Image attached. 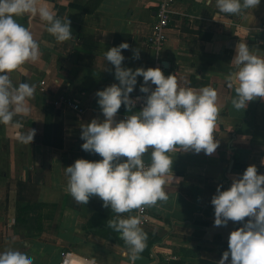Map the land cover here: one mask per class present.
<instances>
[{
  "label": "crops",
  "instance_id": "obj_1",
  "mask_svg": "<svg viewBox=\"0 0 264 264\" xmlns=\"http://www.w3.org/2000/svg\"><path fill=\"white\" fill-rule=\"evenodd\" d=\"M162 1L50 0L57 14L71 16L73 36L63 40L49 34L39 17H17L30 26L41 49L39 60L28 63L27 76L20 77L36 89L30 114L18 117L21 131L27 133L33 126L37 131L29 144H23L0 125V250L9 245L26 248L34 256L33 264H58L65 251L94 259L95 264H130L126 243L88 230L96 229L90 224L98 227L117 214L97 196L86 205L75 201L66 191L65 172L79 158L102 159L81 148L80 125L103 119L95 94L118 83L104 53L122 42L130 45L122 50L124 66L148 68L159 60L164 75L175 74L180 86L214 87L219 107L214 135L220 144L213 154L184 152L179 146L169 153L174 160V179L170 173L165 184L169 199L143 206L147 221L141 226L147 243L152 237L155 241L135 264H165L173 255L179 259L169 264H215L228 249L229 234L241 223L214 226L210 201L217 185L227 189L233 177L252 164L264 173V99L236 110L228 75L235 70L231 61L240 41L264 54V41L257 42L264 26V0L242 14L220 12L216 0H172L167 41L157 53L148 38ZM135 48L141 51L139 59H133ZM137 79L131 97L141 94L143 78ZM60 98L72 99L81 111L57 104ZM135 111L127 112L122 104L116 118ZM136 210L121 215H136ZM109 235L121 239L115 230Z\"/></svg>",
  "mask_w": 264,
  "mask_h": 264
},
{
  "label": "clouds",
  "instance_id": "obj_2",
  "mask_svg": "<svg viewBox=\"0 0 264 264\" xmlns=\"http://www.w3.org/2000/svg\"><path fill=\"white\" fill-rule=\"evenodd\" d=\"M259 4L260 0H216L219 11L227 14H242ZM24 15L30 20L39 17L45 30L59 40L72 37L73 29L71 16L57 14L50 0H0V125L11 138L29 144L37 129L33 126L24 133L18 117L30 114L36 85L20 77L27 76L25 66L39 60L41 49L30 26L18 22L17 17ZM129 48V43L122 42L105 51L104 58L114 66L118 83L95 94L103 119L93 118L80 125L84 141L81 148L102 159L79 158L65 167V172L66 191L75 201L86 205L97 196L104 207L117 214L108 220V227L120 233L129 246L130 264H135L146 247L148 234L139 215L121 214L169 199L165 184L170 173L174 179V160L169 153L177 146L184 152L211 155L220 141L214 135L219 113L217 90L211 85L180 86L175 74L165 76L159 67H126L122 50ZM132 51L133 59H139L141 51ZM231 64L235 70L228 75V87L236 94L232 107L245 110L250 101L264 99V54L240 41ZM14 73L18 74L15 81ZM138 77L143 78L139 91L147 94L144 106L117 120L122 104L130 112L136 99H141L130 96ZM222 189L223 185H217L210 201L214 226H227L229 221L240 222L241 226L230 232L228 249L215 264H264V173H258L255 164L249 165L233 177L227 189ZM33 261L26 248L9 245L0 250V264Z\"/></svg>",
  "mask_w": 264,
  "mask_h": 264
},
{
  "label": "built area",
  "instance_id": "obj_3",
  "mask_svg": "<svg viewBox=\"0 0 264 264\" xmlns=\"http://www.w3.org/2000/svg\"><path fill=\"white\" fill-rule=\"evenodd\" d=\"M171 5H172V0H163L157 5L153 31L151 36L148 38V44L157 53H160L164 49L167 41V31L171 26V20H172L171 10H170ZM260 32L264 33V26L261 28ZM152 67L161 68V70L165 74V69L159 60H157ZM151 87L154 88L155 85H151ZM146 95L147 94L141 93L132 96L133 99H136L137 97L141 98V99H136V105L134 109L139 111L144 106L143 97H146ZM56 103L64 107H70L76 109L78 111H81L82 109L80 104L76 103L75 101L69 98H60ZM136 215H139L141 217L142 224L146 223L147 215L144 207H142V209H137ZM178 259L179 258L175 255L170 256L165 260L166 261L165 264H169L172 261H177ZM76 262L81 264H92L91 260L87 258L79 257L71 251H65L64 253H62L61 260L59 261L58 264H75Z\"/></svg>",
  "mask_w": 264,
  "mask_h": 264
},
{
  "label": "trees",
  "instance_id": "obj_4",
  "mask_svg": "<svg viewBox=\"0 0 264 264\" xmlns=\"http://www.w3.org/2000/svg\"><path fill=\"white\" fill-rule=\"evenodd\" d=\"M264 41V33H259V35L257 36V42H263ZM28 208V207H27ZM26 208V209H27ZM20 215H18L17 217V222H20V218H19ZM108 220L109 218H105V221L99 225L98 227L97 226H94L93 224H90L92 227L96 228V229H88L89 231H94L95 233H99L101 235H104V238L106 239H115L116 241H118L119 243H125L122 239L120 238H115V237H112L109 235V233H111L112 231H114L112 228L108 227ZM155 241V238H150V240L148 241L147 245H146V248L143 250L142 253H147V250H149V247L151 246V244Z\"/></svg>",
  "mask_w": 264,
  "mask_h": 264
}]
</instances>
